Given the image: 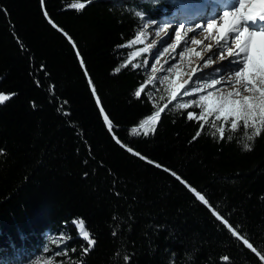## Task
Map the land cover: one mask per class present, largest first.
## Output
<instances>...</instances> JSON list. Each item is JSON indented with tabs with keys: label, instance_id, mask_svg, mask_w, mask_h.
I'll return each instance as SVG.
<instances>
[{
	"label": "trees",
	"instance_id": "trees-1",
	"mask_svg": "<svg viewBox=\"0 0 264 264\" xmlns=\"http://www.w3.org/2000/svg\"><path fill=\"white\" fill-rule=\"evenodd\" d=\"M179 1L0 0V264H264L261 119L148 98L141 15Z\"/></svg>",
	"mask_w": 264,
	"mask_h": 264
},
{
	"label": "rangeland",
	"instance_id": "rangeland-1",
	"mask_svg": "<svg viewBox=\"0 0 264 264\" xmlns=\"http://www.w3.org/2000/svg\"><path fill=\"white\" fill-rule=\"evenodd\" d=\"M142 1H151L155 9H157V4L160 0L158 2H155V0ZM246 2L262 3L264 0H246ZM209 3L210 0H187V2L173 3L175 6L170 8L163 5L162 8H159V15L155 19L150 15H141L142 26L139 40L136 42L134 48L137 52L143 53V60L139 64V70L149 88L148 98L152 103L159 104L168 100L174 101L176 104L184 103L187 105L186 107L202 108L201 115L203 117L212 116L217 119L215 109L220 103V97L223 96L231 101L233 99H240L241 96H252L253 94L251 92H244L242 84H236L234 78H228V72L224 70V66L232 58L224 61L214 59V62L207 68L201 67L204 60L212 55L207 50V46H212V52L217 51L214 39L218 35L217 31L213 30L212 35L209 37L208 32L203 30L207 27L206 18L212 15V11L210 8L202 9V6ZM234 7H238L237 0H223V3L216 6V12L219 13V16H222L225 8ZM219 16L217 17V25L221 27L223 26V20ZM189 28L192 31H188ZM178 30H181L180 44H177L175 38V32ZM197 32L200 34L196 35ZM189 37H195V39L202 41V43L200 45H189L190 50L181 56L183 42ZM172 45H176V47L173 48ZM144 48H148V51H142ZM196 52H199L200 56H197ZM253 57L255 62L264 63V42L257 43ZM157 60L159 61L158 63L156 62ZM193 69H196V71L193 72ZM214 69H221L219 73V76L222 78L220 84L203 87L202 90L195 91L196 87H200L205 83V80H208V77L205 76V80L198 81L194 85L193 81H196V77L204 76L205 73L213 72ZM149 80L152 82L148 83ZM174 82L178 85L177 92H174ZM208 82L210 83V80ZM257 87H260V85L257 84ZM185 89H193V91L189 95H184ZM237 89L241 90L240 96H228V93H235ZM209 92L212 93L210 97L207 95ZM255 95L258 97L259 93ZM201 96H205L206 99L199 101ZM193 101H199V103H193ZM225 116H227V119L231 123L233 120H235L236 124L239 121H244L231 112L230 105L228 111L220 113V118L225 119ZM260 119L261 115L257 111L254 118L249 120V125L251 126L255 123L257 126ZM32 264H56V262L54 258L46 256L41 260L36 259Z\"/></svg>",
	"mask_w": 264,
	"mask_h": 264
},
{
	"label": "snow or ice",
	"instance_id": "snow-or-ice-1",
	"mask_svg": "<svg viewBox=\"0 0 264 264\" xmlns=\"http://www.w3.org/2000/svg\"><path fill=\"white\" fill-rule=\"evenodd\" d=\"M88 2L90 3L91 0H88ZM155 2H158V0H155ZM221 3H223V0H210L209 4L202 6V9L210 8L212 11V15L206 18L207 27L203 30L208 32L209 37L212 35L213 30H216L218 35L214 37L215 43L217 45V51L212 52V46L208 45L207 50L211 52L212 55L206 60L201 57V59L204 60V63L201 67L207 68L214 62V59L224 61L228 58H232L229 59L228 64L224 66V70L228 72V78H234L236 84H242V90L244 92H251L253 95L241 96L240 99H233L231 101L223 96L220 97V103L215 109L217 112L216 118L219 119L220 113L228 111L230 105L231 112L244 120L245 127L249 126V120L254 118L257 111H259L261 115V123L264 124V63L255 62L253 57V52L257 45V39H264V24L257 23V17L259 21H264V3H247L246 0H237L238 7L225 8L222 16H219V13L216 12V6ZM71 7L82 9L85 7V4L76 3L71 5ZM136 15L140 16L141 13L137 12ZM218 16L221 20H223V26L221 27H218L217 25ZM188 31H192V29L189 28ZM157 34L159 33L157 32ZM199 34V32L196 33V35ZM141 35H143V33H141ZM175 38L177 44H180L181 30L175 32ZM136 40H139V36H137ZM201 43L202 41L195 39V37H189L188 39L184 40L183 49L180 55L183 56L190 50L189 45H200ZM172 47L175 48L176 45H172ZM165 50L167 49L165 48ZM142 51L147 52L148 48H144ZM195 54L200 56L199 52H196ZM133 55H135V53H133ZM156 62L158 63L159 61L157 60ZM145 63H147V61H145ZM119 70V68L116 69L117 72ZM195 71L196 69H193V72ZM220 72L221 69H214L213 72L205 73L204 76L196 77V81H193L194 85L198 81L205 80V76L208 77L210 83L208 80H205L203 85L196 87L194 90L200 91L203 87H211L220 84L222 79L219 76ZM151 82V80L148 81V83ZM257 84H259L260 87H257ZM181 87H183V85H181ZM191 91H193V89H185L184 95H189ZM240 91V89H237L235 93H228V96H240ZM256 93H259L258 97L255 95ZM140 94V91L135 93L138 98L140 97ZM207 95L210 97L212 93L209 92ZM9 99V95L0 94V103H3ZM205 99V96H201L199 101H203ZM199 101H193V103H199ZM186 106L187 105L184 103L176 104L177 108H184ZM160 111H163V109H160ZM156 115L158 116L159 112H157ZM192 115V113H189V118H191ZM225 119H227V116H225ZM251 126L253 127L254 131L251 135H248L247 138L249 140H251L253 136L260 134V128L257 127L255 123H253ZM231 127L233 129L237 127L235 120L232 121ZM133 131H135V129H133ZM219 131L221 133V137L223 138V128L221 127ZM199 134L200 133L197 132V136H199ZM229 139H231V137H229ZM244 147L247 150H251L250 145L248 144H245ZM157 166L159 167V165ZM198 198L207 204V201L203 195L198 194ZM213 214L217 216V219H223L218 213L214 212ZM224 222L226 223V221ZM73 223L76 224L77 221L74 220ZM78 227L82 238L87 241L89 245V248L85 249V251H88L91 249V246L96 243V241L94 238H90L89 232L84 227L83 220L79 221ZM233 234L236 235V232L233 231ZM113 235H116V233L114 232ZM245 243H247V241H245ZM249 247H251V245H249ZM59 254L60 253H56V255ZM124 259L127 260L128 257H125ZM222 259L227 261L228 257L224 256Z\"/></svg>",
	"mask_w": 264,
	"mask_h": 264
},
{
	"label": "bare ground",
	"instance_id": "bare-ground-1",
	"mask_svg": "<svg viewBox=\"0 0 264 264\" xmlns=\"http://www.w3.org/2000/svg\"><path fill=\"white\" fill-rule=\"evenodd\" d=\"M262 3H264V2H262ZM257 23L258 24H264V21H259V19L257 17ZM259 42H264V39L258 38L257 43H259ZM177 90H178V85L176 84V82H174V92H177Z\"/></svg>",
	"mask_w": 264,
	"mask_h": 264
},
{
	"label": "water",
	"instance_id": "water-1",
	"mask_svg": "<svg viewBox=\"0 0 264 264\" xmlns=\"http://www.w3.org/2000/svg\"><path fill=\"white\" fill-rule=\"evenodd\" d=\"M107 122H108V120H107Z\"/></svg>",
	"mask_w": 264,
	"mask_h": 264
}]
</instances>
